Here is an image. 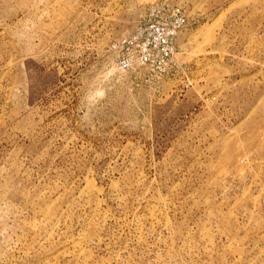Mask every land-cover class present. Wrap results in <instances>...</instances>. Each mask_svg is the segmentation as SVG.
<instances>
[{"label":"rangeland","instance_id":"1","mask_svg":"<svg viewBox=\"0 0 264 264\" xmlns=\"http://www.w3.org/2000/svg\"><path fill=\"white\" fill-rule=\"evenodd\" d=\"M0 264H264V0H0Z\"/></svg>","mask_w":264,"mask_h":264},{"label":"built area","instance_id":"2","mask_svg":"<svg viewBox=\"0 0 264 264\" xmlns=\"http://www.w3.org/2000/svg\"><path fill=\"white\" fill-rule=\"evenodd\" d=\"M183 7L167 1L148 5L131 35L111 47L119 53L117 67L129 71L146 67L157 78L174 65L177 35L186 26Z\"/></svg>","mask_w":264,"mask_h":264},{"label":"crops","instance_id":"3","mask_svg":"<svg viewBox=\"0 0 264 264\" xmlns=\"http://www.w3.org/2000/svg\"><path fill=\"white\" fill-rule=\"evenodd\" d=\"M187 25H189V24L187 23Z\"/></svg>","mask_w":264,"mask_h":264}]
</instances>
